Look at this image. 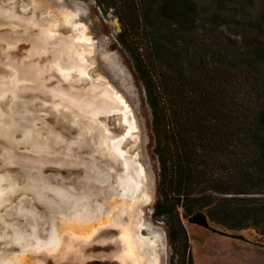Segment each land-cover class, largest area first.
Returning a JSON list of instances; mask_svg holds the SVG:
<instances>
[{"label":"trees","instance_id":"1","mask_svg":"<svg viewBox=\"0 0 264 264\" xmlns=\"http://www.w3.org/2000/svg\"><path fill=\"white\" fill-rule=\"evenodd\" d=\"M229 2L111 0L150 109L169 264H193L182 220L264 237V43L226 45ZM254 26L264 41V15Z\"/></svg>","mask_w":264,"mask_h":264},{"label":"rangeland","instance_id":"2","mask_svg":"<svg viewBox=\"0 0 264 264\" xmlns=\"http://www.w3.org/2000/svg\"><path fill=\"white\" fill-rule=\"evenodd\" d=\"M101 2L103 3L102 6L98 5L95 0H44L43 2L42 0H36L35 3L38 6L43 5L47 7V16H44L48 17V19H51L50 21H55L53 23L54 25L60 22L62 28L64 26H67V22L66 24L63 23L62 19L56 22L58 19L56 20L54 16H51L49 11L56 12L58 16H63L62 12L74 15L75 23L81 25L85 30L84 32L86 39L82 41L90 43L91 40L92 45L90 46L84 44L77 45L79 49L77 48L78 51L76 52V54H79V57L73 59V62L68 63L64 67L67 68L66 70H64V68H61L62 73H71L73 69H77L79 70V73H81V76H83L85 80H88L87 70L84 65V62L86 63V61H84L83 57L80 55L85 51L87 53L85 60H87V63H92L93 65L92 69L88 71L89 76H91L92 80L100 79L101 82L106 84L105 88H108V90H110L113 94H109L106 90H101L102 88L99 87L93 90H87V88H80L78 90H74L73 88H71L69 90L75 92L81 98H90V100H88L89 103H86V106H88L89 104H94V102H96V104H101L102 102L104 105L115 102L116 105L114 106L112 104L113 106L110 107L112 110L118 112L122 109V112H126V114H128L129 116L131 113L132 118L128 117V119H124V121L128 124L129 129L122 137H120L116 141H118L120 147L123 140H125L126 137L130 136L131 132L136 131V128L134 126L135 121L137 126V138L135 140V143L131 146V151L129 150L128 152L131 154V156L133 155V157H131V159L124 165L126 170L127 164H130L131 169L135 168V171L139 174V178L141 179V185L143 182V175L145 176L147 182V184H145L148 187V198L149 200H151V202L143 210L144 221L147 225V230L151 233L156 234L160 238V264H169L170 258L173 255V251L168 242L166 228L162 222H160L159 220L157 221L153 218V207L158 198L157 182L159 168L156 156L153 153L154 140L151 131L150 109L146 103L143 87L138 81L132 68V64L130 62V53L117 40V35L121 32V25L119 19L114 13V9L110 7L111 0H101ZM203 4L205 5V3ZM223 15H229L230 20L233 21V24L229 26L230 29L225 31L226 33H224L226 45L232 48H236L239 45L240 40L242 39H245L246 42L251 46H259L260 44L262 45L264 43L263 36L261 34L262 32L260 31V29L254 26L257 21H259L264 15V0H230L227 10L223 11ZM239 21H241L240 24H235ZM64 30H66L65 27L62 30L58 29L53 31H55L54 33L61 32V34H63L65 37H67L68 35L65 33H72L71 31L64 32ZM90 48H92V50ZM21 51V54H24L25 58L26 52L29 51V49L28 47H25V49H21ZM7 65L8 70L11 72V74L9 75L13 80V85L15 86L11 98L12 104H15L16 99H19L20 96L19 91L17 90L18 82L23 80L25 78V75L23 73L19 75L18 72L22 71L19 66L12 67V64L9 63ZM30 71L31 72H29V75L26 77L30 78L31 83L37 85L41 80V77L38 76L40 72H36L34 68H30ZM5 77L6 75H0V79H4ZM56 83L58 82L56 81ZM1 95H3V92L0 93V96ZM23 95H25V93ZM68 96L70 97L73 95L71 93L69 95L66 92H63V95L61 97L65 100H68ZM53 99L50 98V101H53ZM38 100V98L34 97L28 99V101L31 102L32 106L35 107L38 118L41 120V122H45V124L48 123L47 125L51 124L52 126L50 125V127L55 132L57 131L56 134L59 135L58 133H60L67 141L76 139L74 137L76 133H69L68 131L66 132L65 130H63L62 127L59 126V124L56 122V120L49 116L50 113L48 111L43 110L42 108H40V112L38 111V107L34 105V102ZM82 107H85V105H82ZM91 112H94V110H92ZM40 113H42L44 116L46 115V119L41 116ZM113 113L114 112L108 113L105 116L108 117ZM15 114L17 113L13 112V115ZM40 120H38V122H40ZM105 120L110 126L113 124L110 121L111 118H106ZM35 126L37 127V129L27 128L22 133L24 141H26V139L28 141L38 139L41 134L38 129H47V127L46 129L43 127V123L36 124ZM105 132L109 134L108 130H105ZM13 134H6V136L9 138H16L17 142H20L22 140V136L17 137L16 134ZM52 136L53 135L49 133L46 137V140L53 142L54 144H57L59 141H61L59 137L55 135L53 137ZM21 146L28 147L24 144H20L19 148ZM30 148L33 151H35L36 148H39L38 151L40 152L37 153L35 151L36 155H52V152L50 151L46 153V151H44V147L34 148L30 146ZM120 153L124 154L125 152L120 151ZM0 158L5 159L6 157L2 154L0 155ZM25 158L26 157H24L23 159ZM4 164L9 166L11 165L6 163V161L4 160L3 162H0V191H2V188L4 187V189L10 191L9 194L11 193L10 196L12 198V196L16 194L14 193V189H16V187H14V189L10 188L9 185L11 181H5L6 176H10L12 178H16V176H18L19 181H22L25 176H28L27 180L24 182L27 185L25 187V191H35L38 197L41 199L42 203H47L48 208L58 211L60 215H63L65 217L64 219L72 216L70 215V209H68V207L66 206L69 204L70 208L72 204L68 203L69 199L67 198V195L63 194V191L70 193L66 187L68 185V182L65 177H67V175L69 174L68 172H66V169L65 171H56L53 164L45 163L41 171L37 170L39 172H33L32 167H35V165L37 164L27 162L25 165L28 170L25 175V172L23 173L21 172V170L16 169L14 167L15 165H11L9 168L3 166ZM109 166L113 167L112 165ZM45 175L49 180L46 179ZM37 176L38 179H33ZM53 179L54 181L56 180L58 182H54ZM3 182L6 185L3 186ZM17 187L21 186H19L18 184ZM123 188L125 189V186ZM62 189L64 190L62 191ZM86 196L83 198V200L82 198H76V201L81 204H91L89 200H87ZM20 198L21 196L17 195L14 201L9 202L7 204V207L2 210L1 214L4 216L5 224L0 222V241H5V243H0V249L9 253L13 252L16 255L14 264H34L35 262L33 263L32 259H29L30 256L25 257V255H21L22 252L20 251V248L22 247V244L18 245L16 243H11V239H8L9 237L13 238L16 229L19 228L20 233L23 234L24 243L32 244L33 248L38 243L43 246L51 245V233L53 232L57 233V235L54 237L58 236V238H61L60 240H62L61 231L59 230L63 231V228H65L70 234H74V229H69V219H66L65 222L62 221L63 223L58 226L53 223L54 221L49 222L50 226H47L46 223H41V219L45 217L41 215V213L45 211V209H43L44 205L23 204L24 201ZM121 198H123V195ZM19 199L21 201H17ZM44 199L46 200V202H44ZM12 202L13 204H11ZM3 204H0V208L3 206ZM15 207L22 209V213L27 212L29 214L25 218L22 213L19 214V212L17 211L18 209H16ZM87 212L89 211L86 208V210L84 209V211H82V214L78 213L76 217H79L81 221L77 219V221L74 222V225H76L75 232H81V234H85L86 236H88V228H86L87 225L89 226L90 224H93L97 221L93 216L97 214V211L95 213L90 210L89 215L91 220H89V218L85 220ZM182 222L188 233L193 264H264V237L259 236L255 232V230L245 229L241 231L230 232L222 227L211 224V228L213 230H216V232H213L209 229H202L197 226L190 225L185 220H182ZM35 231L37 232L36 235L38 234V238L34 241L33 232ZM234 235H240L241 238L232 237ZM70 238L81 239L82 237H74V235H71ZM69 240L72 241L71 239ZM29 247L30 246H28L27 248ZM33 254L35 253L33 252ZM52 254L55 253L52 252ZM36 260L39 261L38 259ZM39 263L44 264L41 263V261Z\"/></svg>","mask_w":264,"mask_h":264},{"label":"water","instance_id":"3","mask_svg":"<svg viewBox=\"0 0 264 264\" xmlns=\"http://www.w3.org/2000/svg\"><path fill=\"white\" fill-rule=\"evenodd\" d=\"M43 1L44 0H42V2ZM35 2L36 0H0V75L7 76L11 74L6 68V64L8 63L7 60L16 61L21 65L20 69L23 68V70L18 72L19 75L24 73L27 69L26 67L28 66L26 62L33 66L36 72H40V86L39 88H32L38 91L31 90L28 97L32 98L33 96L38 98L39 100L36 101L37 104L34 103V105L48 111L50 113L49 116L54 118L63 130L69 133H76L74 135L76 139L66 141L68 143L64 142V144L58 146L53 145L52 147V155H54L53 164L61 165V168L60 166H55L56 171H65L66 169V172H68V170L71 169L72 171L80 170L83 173L78 180L74 181V185L68 183L66 186L70 192L67 198L70 202H74L79 208L82 207V205L86 206L89 213L91 209L95 213L97 210V212L100 213L97 217L105 218L106 215H108L110 219V223L104 222V219H102L100 222L101 224L96 227L93 238L98 237L99 244H88L86 246V242L82 243L83 241L81 239L70 238V235L66 233V231L63 233L62 230H59L62 231L61 233L63 234L62 241L65 237L72 240L71 249L66 253L62 252L60 256L42 258L40 260L45 264H122L120 258L122 257L123 243L120 239V235L122 229L129 227L131 231V241H133V244H137L135 253L140 257V259L137 258L139 264H160V238L147 230V225L144 221L143 210L151 202L148 198V187L146 186L147 182L145 176L143 175L142 186L138 188V192H135L132 198H121L124 190L123 184L120 185V189H118L116 187L117 182L111 181L108 183L104 181L112 170H114L113 172L115 173L117 171H115L114 167L110 169L109 167L105 168L100 166L95 158L100 151L109 150V138H105V136H107L105 130H108L105 120L107 117L99 115L97 121L93 122L88 115L70 106L66 100L61 101L58 95H54V92H60L61 90L67 91L71 88L74 90L80 88L93 90L97 87L104 88L106 86L100 79L92 80L89 73L88 76L90 80L78 81L75 77L77 72H74V75H72L73 80L71 81L70 79L66 81L57 71L59 66V68H64L69 62H73V59L79 57V54H76L79 49L77 45L84 44L90 46L92 45L91 40L90 43L82 41L86 39L85 30L81 25L75 23L74 15L62 11L60 12H62L63 16H58L56 12H49L56 20L58 19L56 22L61 19L63 23L66 24L67 22V26H64L66 29L64 32L71 31L72 33H70L71 35L65 33L68 34L67 37L61 34V32L54 33L55 31L53 30H62L64 27H61L60 22L54 25L53 23L55 21H50L51 19L46 17L48 11L47 7L43 5L38 6ZM25 47H28L29 51L26 52V57L24 58L25 55L21 54V49H25ZM90 49L92 50V48ZM81 54L83 59H85L87 53L84 51ZM85 61L89 66V71L92 69L93 65L92 63H87V60ZM6 78L7 77L4 79ZM2 79H0V83ZM56 81L58 83H56ZM26 88L27 85L25 84L23 89L26 90ZM29 88L30 87H28V89ZM50 98H54L53 101H50ZM6 103L7 101L0 103L2 112L6 111ZM53 104L57 105L56 108ZM18 109L22 110L20 106ZM28 109L33 110L30 107H28L27 110ZM32 112L34 119L28 117L31 124L36 125L43 123L44 126L47 127L46 131L50 132L53 136L57 133V131L55 132L50 127L51 124L47 125L48 123L45 124V122H41L36 112ZM40 115L45 119L47 117L42 113H40ZM130 118H132L131 113ZM38 120H40V122H38ZM134 126L136 128V131H134V140H136L137 126L135 121ZM4 149L10 150L7 148V144L0 138V151ZM23 156L24 153L22 149H14L15 158L13 165H15L14 167L16 169L20 170V165L23 163H32L33 160L23 159ZM0 162H3L2 158H0ZM3 166L10 168L9 165L4 164ZM124 168L123 165V171L125 170L126 173H129L128 170ZM132 170H135V168ZM125 172L122 173V175H124ZM16 179L21 187H17V193L12 196V199L24 193L26 195H31L33 200L44 205L43 209H45V211L42 212L43 214L41 213V215L45 217L41 219V223H46L47 226H50L49 222L54 221L53 223L58 226L63 223L62 221L65 222L66 219H64L63 215H60L58 211L48 208L47 203H42L35 191H25V187L27 186L24 183L25 181H19L18 176H16ZM20 182H22L23 185ZM104 183L106 184L104 185ZM137 183L138 180L133 177L131 185L137 186ZM84 193L90 195L91 204L86 205L76 201V198H82L83 200ZM27 199L28 198H26L25 201H29ZM44 202H46V200ZM99 205H102V207H99ZM70 215H73L72 210ZM95 220H97V218H95ZM0 243H5V241H0ZM85 248H88L90 252L88 253ZM40 255L41 254L31 255V258H35L36 256L39 258ZM40 260L37 261L32 259L33 263L35 262L34 264H40Z\"/></svg>","mask_w":264,"mask_h":264},{"label":"bare ground","instance_id":"4","mask_svg":"<svg viewBox=\"0 0 264 264\" xmlns=\"http://www.w3.org/2000/svg\"><path fill=\"white\" fill-rule=\"evenodd\" d=\"M44 38H46V37H44ZM80 55L82 56V54H80ZM84 61H85V59H84ZM7 62L9 64H12L11 65L12 67H15V66H19L20 67L21 66V65H19L18 62L13 61V60H7ZM7 64H6V68L8 69V65ZM26 64H27L28 67H26L27 69L23 73L25 75V78L23 80H21V81L18 82L17 90L19 91V95L20 96H19V99H16L15 104H12V100H11L12 95H13V91L15 89V86L13 85V80L10 77V75H7L8 78L2 79L1 80V83H0V87H1L0 93L3 92V95L0 96V103H3L5 101H7V103L5 105L6 106V111L5 112H2L1 109H0V138L7 144V148L10 149V150L4 149L3 151H0V155H2V154L5 155L6 158L3 159V160L6 161V163H8V164L13 165L14 158H15L14 157V149L20 150L22 148L23 153H24L23 158L26 157L25 159L33 160L32 163L33 164H37V165H35L36 168L35 167H32L33 168L32 171L33 172H39V171L42 170L43 165L45 163H47V164H49V163L53 164V161H51V160H53L54 155H51V156H40V155H36L35 151L37 153L40 152V151H38L39 148H36V150L33 151L30 148V146H32L34 148L35 147H44V149H45L44 151H46V153H47L49 151L50 152H53L52 151L53 145L58 146L60 144H64V142L65 143H68V142H66L67 140L65 138H63V136L60 133H59V135L54 134L55 136L59 137V139L61 140L57 144L56 143L54 144L53 142L47 141L46 140V137L48 136V134L50 132H48L46 130H42V129H38L41 132L40 137L38 139H35V140H32L31 139L32 141H28L26 139V141H24L23 136H22V133L27 128L37 129V127L34 124H31V122H29V120H28L29 119L28 117H30V119H34L33 118L34 115H33V112L32 111L36 112L35 107L32 106V104H31L30 101H28V99L30 98L28 96H29V93L31 92V90L32 91H38L37 89H32V88H34V87L35 88H39V86H40V83H38L37 85H34V83H31L30 82V78L26 77V76L29 75V72H31L30 71V68H34L28 62H26ZM84 65H85V68L87 70L88 80H90V77L88 76L89 66L85 62H84ZM66 69L67 68H64V70H66ZM68 69H70V68H68ZM21 70H23V68H21ZM57 71H59L58 74L60 76L63 75L62 78L64 80H66V81H69L70 79H71V81L73 80L72 75H74V72H77V75H75V77L78 79V81L85 80L84 77L81 76V73H79V70H77V69H73V71H71V73L69 71H67L69 73H66V72L65 73L63 72L62 73V69L58 67L57 68ZM38 76H39V74H38ZM25 84L27 85L26 90L23 89L24 86H25ZM28 87H30V88L28 89ZM101 90H104V91L106 90L109 94L110 93L113 94L110 90H108V88H105L104 87ZM63 92H66L69 95L71 93L73 96H70V97L68 96V98H67L68 100H66V102H68L70 106H73L74 108L78 109L83 114L88 115L90 117L91 121H93V122L97 121V117L99 115H104L105 116L108 113H112V112L117 113V112H115L114 110H112L110 108L113 105L114 106L116 105L115 102H111V103H109L107 105H104L102 102H101V104H96V102H94V104H89L88 106H86V103H89L88 100H90V98H81L78 94H76L75 92H72L71 90H67V91L61 90L60 92H54V95H58L59 96V99L61 101H64L65 99H63L61 97L63 95ZM24 93H25V95H23ZM82 105H85V107H82ZM19 106H20V109H22V110H19L18 109ZM50 106H52V105H50ZM53 106L56 107L57 105L53 104ZM28 107L32 108L33 110H29V109L27 110ZM39 109H40V107H38V110ZM92 110H94V112H91ZM13 112H16L17 114L13 115ZM36 114H37V112H36ZM37 116H38V114H37ZM43 127L46 129V126H44V124H43ZM15 131H16V133H15ZM13 132H14V134H16L17 137H19V136L21 137L22 136V140L20 142H17L16 141L17 139L14 138L13 136H12L13 138H9V137L6 136V134L7 135H11V134H13ZM17 132H19V133H17ZM20 144H24L25 146H28V147L21 146L19 148V145ZM114 145H115V147L119 151V143H118V141H115V144ZM12 148H13V151H12ZM25 164L26 163H23L22 165H20V170L23 173L25 172V175H26L28 168L26 167ZM53 165H54V167L55 166H57V167L60 166V168H61V165H59V164H53ZM126 167H127L128 172H132L133 173V176L137 180L138 177H139V174L135 170H132L130 168V164H127ZM37 170H39V171H37ZM34 175H37V174H34ZM5 181H8V182L11 181V183H10L9 186H10V188H13V189H14V187H16V189H14L15 190L14 193H17V191H16L17 190V186H18L17 179L16 178H12L10 176L9 177L6 176V180ZM4 182L2 184L3 186L6 185V184H4ZM123 185L125 186V189L123 190V194H122L123 195V199H130V198H132L133 194L135 192H138V190H139L138 188L140 186H142L141 185V179H140V181L138 180L137 186H132L129 183H124ZM63 190L64 189H62V191ZM9 192L10 191H7V189H4V187L2 188V191H0V204H3L4 203L3 206L0 208V222H2L3 224H5V220H4V216L1 214L2 213V210L5 207H7V204L9 202L14 201V199H12L11 196H10L11 193L9 194ZM63 192H64L63 194H66L68 196V192H66V191H63ZM84 194H85L84 195V197H85L87 194L86 193H84ZM86 198L90 202V195H87ZM68 203L72 204V206H70V208H69V204L66 205V206L68 207V209H70V211L71 210L73 211V215L70 216V217H68V218H66V219H69L68 220V224H70V226H69L70 228L69 229L70 230L71 229H74V231H73L74 234H70L65 228H63V233H64V231H66V233H68L70 236L71 235H74V237H82L81 238V240L83 241L82 243L86 242V246L88 244H90V245H92V244H99V240H98L99 238L98 237L93 238L94 232L96 230V227L101 224L100 222L102 221V219H104V222L110 223L109 222L110 219H109L108 215L105 214L106 215L105 218H103V217L102 218L101 217H97L98 214H100L99 212H97L96 215H93L94 218H97V221L94 222L93 224H90L89 226L87 225L86 228H88V232H87L88 236H86L85 234L84 235L81 234V232H79V233L75 232L76 231L75 230L76 225H74V222L77 221V219L79 221H81V219L79 217H76V216H77L78 213L79 214L80 213L82 214V211H84V209L86 210V206H83L82 205V207L79 208V207H77V205L74 202H70L68 200ZM11 204H13V202ZM86 205H88V204H86ZM99 207H102V205H99ZM15 208L18 209L17 211L19 212V214L22 213V209H19L17 207H15ZM28 214L29 213H27V212L22 213V215L25 218L27 217ZM88 215H89V212L86 213L85 220L87 218H89V220H91L90 215L89 216ZM35 223H36V221H35ZM33 233H34L33 240L35 241V239L38 238L37 237L38 234L36 235V233H37L36 231L33 232ZM3 234H5V233H3ZM51 234H52L51 235V237H52L51 238L52 239L51 245L43 246V245H41V244L38 243V244H36L34 246V248H33V245L32 244L24 243V240H23L24 239L23 238L24 236H23V234L20 233V229L19 228L15 230L14 235H13V238L9 237L8 239L9 240L11 239V241H12L11 243H16L18 245L19 244H22V247L21 248L19 247L20 248V251L22 252L21 255H25V257L26 256H30L29 259H34V258H31V255L34 256V255L41 254L39 258L36 256L34 260H36V259L40 260L42 258L45 259V258H49V257L60 256L62 254V252L66 253V252H68L71 249L70 246L72 244V241H70L66 237L62 241V240H60L61 238H58V236L57 237H54V236L57 235V233L53 232ZM61 235L63 237V234L62 233H61ZM130 235H131V231H130V228L129 227H126V228L122 229V232H121V235H120V239H121V241L123 243V249H122V255H121L122 257L120 259H121L122 264H139L138 259H140V257L137 255V253H135V249L137 247V244L136 243L133 244V241H131ZM83 236H84V238H83ZM64 243H65V246H64ZM28 246H30V247L27 248ZM65 247H66V250H65ZM86 250H87L88 253L90 252V250H88V248ZM33 252L35 254H33ZM52 252L55 253V254H52ZM15 257H16V255L13 252L12 253H9V252H6V251H3L2 249H0V264H14ZM41 263H44V262L41 261Z\"/></svg>","mask_w":264,"mask_h":264},{"label":"flooded vegetation","instance_id":"5","mask_svg":"<svg viewBox=\"0 0 264 264\" xmlns=\"http://www.w3.org/2000/svg\"><path fill=\"white\" fill-rule=\"evenodd\" d=\"M34 103L37 104L36 102H34ZM38 111L40 112V109ZM128 116L129 115L126 114V112H122V110H119L117 113H113L112 115L107 117L108 119L111 118L110 121L113 123L111 126L109 124H107L109 134H107V136H105V138L106 137L109 138V140H108L109 141L108 142L109 150H103L102 151L103 153L100 151V153L95 156V158H96V160L100 166H103L105 168L109 167L111 169V166H109V165H112L115 168V171H117V172L115 173L112 171L106 177V179L104 181L108 182V183H110L111 181L115 182V183L117 182L116 187L118 189H120V185L124 184V182H126V183L129 182V184H131L132 178L134 177L131 172L126 173L125 170L123 171V165L126 162H128L131 159V157H133V155L131 156V154L128 152H129V150L131 151V148H132L131 146L135 143L134 131L131 132L130 136L126 137L125 140H123V142L121 143V145L119 147L120 148L119 151L125 152L124 154H121L114 145L115 141L117 139H119L120 137H122L126 133V131L129 129L128 124L124 121V119L125 120L128 119ZM124 167H125V165H124ZM124 172H125V174L122 175V173H124ZM68 173L69 174L67 175V177H65V179L67 180V182L69 184H73V185H74V181L78 180V178L83 175V173L80 170L72 171L70 169V170H68ZM45 177L47 180H49L46 175H45ZM27 178H28V176L27 177L25 176L24 179L22 180V182L26 181ZM36 178L38 179V176L33 178V179L36 180ZM35 180H33V181H35ZM138 180L140 181L139 177H138ZM53 181H54V179H53ZM22 182H20V183L23 184ZM56 182H58V181H56ZM105 184L106 183H104V185ZM117 184H118V186H117ZM121 189H122V187H121ZM20 196H21L20 199L24 201L23 204H40L36 200H33L31 195H26L24 193ZM26 198H28L27 200H29V201H25ZM20 199L17 201H21Z\"/></svg>","mask_w":264,"mask_h":264}]
</instances>
